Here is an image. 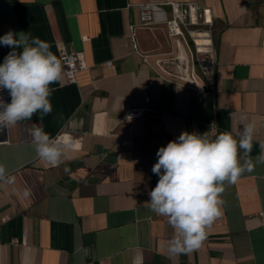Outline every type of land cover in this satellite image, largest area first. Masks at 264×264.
<instances>
[{
	"label": "crops",
	"instance_id": "1",
	"mask_svg": "<svg viewBox=\"0 0 264 264\" xmlns=\"http://www.w3.org/2000/svg\"><path fill=\"white\" fill-rule=\"evenodd\" d=\"M145 3H191L209 13L215 81L200 98L158 62L171 50L164 25L136 29L133 52L128 27ZM9 30L39 37L58 59L79 53L88 68L75 84L62 76L50 85L51 114L0 132V164L15 177L0 181V264H264V165L223 185L219 217L188 254L170 257L174 230L146 203L159 179L151 171L158 149L182 132L238 139L251 122L250 156L260 155L264 0H0V36ZM9 51L0 45V63ZM145 95L159 114L125 121ZM0 98L10 102L8 91ZM34 125L80 147L51 166L36 156Z\"/></svg>",
	"mask_w": 264,
	"mask_h": 264
},
{
	"label": "clouds",
	"instance_id": "2",
	"mask_svg": "<svg viewBox=\"0 0 264 264\" xmlns=\"http://www.w3.org/2000/svg\"><path fill=\"white\" fill-rule=\"evenodd\" d=\"M0 45L11 49L0 63V90H7L10 96V102L0 98V132H4L31 120L36 113L41 120L51 114L54 89L50 85L61 79L62 64L47 42L30 33L9 30L0 36ZM214 126L215 122L210 129ZM255 131L251 122L243 123L238 139L231 132L213 138L208 132L185 131L158 149L151 171L159 179L148 192L150 200L146 203L156 215L166 217L174 230L166 242L170 257L199 249L207 229L220 215L223 185L235 184L245 171L251 173L257 165H264V141L255 162L250 156ZM29 134L36 156L51 166L60 165L80 147L70 136L53 138L38 125L30 128ZM0 181H15L3 164ZM29 191L25 189L24 194L29 195Z\"/></svg>",
	"mask_w": 264,
	"mask_h": 264
},
{
	"label": "built area",
	"instance_id": "3",
	"mask_svg": "<svg viewBox=\"0 0 264 264\" xmlns=\"http://www.w3.org/2000/svg\"><path fill=\"white\" fill-rule=\"evenodd\" d=\"M136 6L139 11V23L137 26L129 25L128 27L133 52L139 53L135 38L136 29L164 25L171 50L166 59L158 60V62L170 65V72L179 82L187 87L193 95L200 98L209 87H213L215 81L216 60L211 18L206 19V11L191 3H145ZM165 8H168V11ZM198 33L204 36H194ZM60 60L62 76L66 84H75L77 75L88 68L84 57L79 53L62 51ZM105 64L110 66L111 62ZM144 114H159V109L152 105L148 95L143 97L139 106L126 112L124 120L131 122ZM128 116L132 117L131 120L126 119ZM212 124L211 122L207 125L208 131L215 133L217 127L215 125L210 129ZM65 135L60 134L56 137Z\"/></svg>",
	"mask_w": 264,
	"mask_h": 264
},
{
	"label": "water",
	"instance_id": "4",
	"mask_svg": "<svg viewBox=\"0 0 264 264\" xmlns=\"http://www.w3.org/2000/svg\"><path fill=\"white\" fill-rule=\"evenodd\" d=\"M205 18H206V19H210L209 13H208L207 11L205 12ZM194 36H196V37H197V36H204V35H203V34H200V33H198V34H196V35H194ZM4 91H6V92H7V90H0V97L3 95V92H4Z\"/></svg>",
	"mask_w": 264,
	"mask_h": 264
}]
</instances>
